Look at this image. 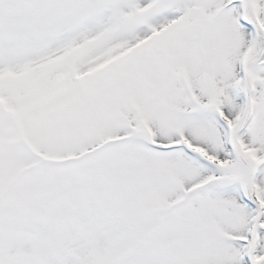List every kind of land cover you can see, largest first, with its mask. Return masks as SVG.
Here are the masks:
<instances>
[{"label":"snow or ice","instance_id":"snow-or-ice-1","mask_svg":"<svg viewBox=\"0 0 264 264\" xmlns=\"http://www.w3.org/2000/svg\"><path fill=\"white\" fill-rule=\"evenodd\" d=\"M0 264H264V0H0Z\"/></svg>","mask_w":264,"mask_h":264}]
</instances>
